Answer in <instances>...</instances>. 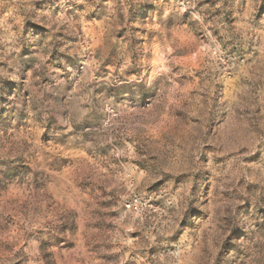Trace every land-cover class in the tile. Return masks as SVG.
<instances>
[{"label":"clouds","instance_id":"clouds-1","mask_svg":"<svg viewBox=\"0 0 264 264\" xmlns=\"http://www.w3.org/2000/svg\"><path fill=\"white\" fill-rule=\"evenodd\" d=\"M0 264H264V0H0Z\"/></svg>","mask_w":264,"mask_h":264}]
</instances>
